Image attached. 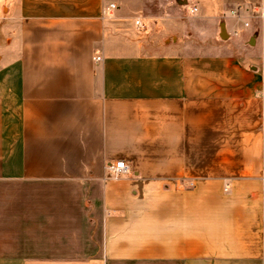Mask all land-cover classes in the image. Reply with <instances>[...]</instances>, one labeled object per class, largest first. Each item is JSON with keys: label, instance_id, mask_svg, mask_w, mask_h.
<instances>
[{"label": "crops", "instance_id": "obj_1", "mask_svg": "<svg viewBox=\"0 0 264 264\" xmlns=\"http://www.w3.org/2000/svg\"><path fill=\"white\" fill-rule=\"evenodd\" d=\"M147 1L0 0V264H264V0Z\"/></svg>", "mask_w": 264, "mask_h": 264}, {"label": "built area", "instance_id": "obj_2", "mask_svg": "<svg viewBox=\"0 0 264 264\" xmlns=\"http://www.w3.org/2000/svg\"><path fill=\"white\" fill-rule=\"evenodd\" d=\"M193 10H195V8ZM136 23L141 28L139 22L136 21ZM244 25L247 26L248 23L246 22L244 23ZM96 59H99V57H97ZM106 169L110 172L111 176L114 179L120 178L123 175H127L129 173V166L124 160L108 162L106 165Z\"/></svg>", "mask_w": 264, "mask_h": 264}, {"label": "rangeland", "instance_id": "obj_3", "mask_svg": "<svg viewBox=\"0 0 264 264\" xmlns=\"http://www.w3.org/2000/svg\"><path fill=\"white\" fill-rule=\"evenodd\" d=\"M160 5V0H148L146 2V7L144 9V12L147 14H158L161 11V7ZM192 6V2L191 0H188L186 2V12H188V9ZM188 14V13H187ZM199 14L198 12L196 13V15ZM189 17H187V22L190 25L193 22V19H191ZM207 27V24H205L204 29ZM198 43V42H195Z\"/></svg>", "mask_w": 264, "mask_h": 264}, {"label": "water", "instance_id": "obj_4", "mask_svg": "<svg viewBox=\"0 0 264 264\" xmlns=\"http://www.w3.org/2000/svg\"><path fill=\"white\" fill-rule=\"evenodd\" d=\"M221 38H222V39H225V38H226V36H224V35H221Z\"/></svg>", "mask_w": 264, "mask_h": 264}]
</instances>
